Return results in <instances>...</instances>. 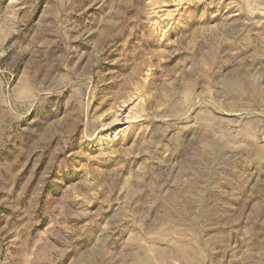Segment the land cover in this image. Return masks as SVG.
<instances>
[{
  "label": "rangeland",
  "instance_id": "374dc122",
  "mask_svg": "<svg viewBox=\"0 0 264 264\" xmlns=\"http://www.w3.org/2000/svg\"><path fill=\"white\" fill-rule=\"evenodd\" d=\"M0 264H264V0H0Z\"/></svg>",
  "mask_w": 264,
  "mask_h": 264
}]
</instances>
